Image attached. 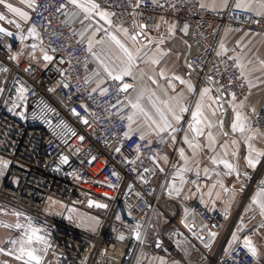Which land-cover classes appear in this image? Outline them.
<instances>
[{
	"label": "built area",
	"instance_id": "1",
	"mask_svg": "<svg viewBox=\"0 0 264 264\" xmlns=\"http://www.w3.org/2000/svg\"><path fill=\"white\" fill-rule=\"evenodd\" d=\"M94 2L100 10L114 13L110 18L112 25L105 27L112 34L127 29L129 35H136L139 22L147 25L145 30L149 34H167L170 24L182 33L187 24L188 36L197 48L190 54L188 64L201 84H215L231 98L235 93L236 99L232 100L236 103L248 101L250 85L235 60L229 59L238 56L240 47L233 45L221 55L217 52L226 31L264 36V17L235 7L215 11L201 8V0ZM31 3L28 26L31 29L35 25L41 49L54 60L45 62L43 54L41 64L20 61L18 57L28 49L32 36L25 33L21 41L0 33V69H7L0 71V88H4L0 94V159L10 162L0 181V229L12 235L10 240L24 238V228L2 220L1 216L8 214L25 228L29 223L39 228L40 235L51 245L41 253L43 264H145L152 256L163 254L185 263L180 238L186 236L199 248L195 242L197 230H184L164 210L161 183L158 185L159 162L170 157L172 167L180 143H160L148 138L141 141L139 132L132 134L131 139L125 137L130 123L127 117L134 112L128 95L135 82L128 77L122 82L114 81L100 69L99 62L88 51L94 23L85 20L81 24L84 14L68 0ZM73 11L80 12L79 18L69 19ZM86 26L90 31L82 39L80 33ZM100 36L108 38L103 31ZM99 48L96 45L93 51L99 54ZM14 55L16 60L10 58ZM27 68L31 71H25ZM96 71L98 76H94ZM99 81L103 83L97 88ZM123 83L133 84V88L122 92ZM21 84L28 89L26 105L19 102L21 107L15 111L23 112L24 118L7 110L16 101L15 89ZM65 84L68 86L64 87ZM104 88L108 91L101 94ZM73 108L79 116L73 114ZM33 113L39 118L33 119ZM247 117L251 128L264 137V108L259 113L248 110ZM84 119L87 124L82 122ZM80 136L84 137L83 142ZM138 145L139 154L135 151ZM117 148L121 152L117 153ZM63 156L68 157V163H62ZM153 156L155 161L150 159ZM92 157L96 159L92 161ZM125 158L135 163H128ZM145 168L150 171L144 172ZM263 172L264 167L257 170L251 178V188L259 185ZM141 175L147 183L139 178ZM50 199L64 205L62 215L46 211ZM90 201L108 207L98 208ZM72 210L98 218V231L77 225L73 218L69 220ZM17 212L21 213L19 217ZM118 215L120 220L116 219ZM201 219L198 232L203 234L219 233L225 223V217L219 213L202 212ZM136 224L142 225L140 241L133 231ZM120 235L125 239L120 240ZM33 246L43 247L39 243ZM222 249L223 244L214 254L206 252L207 264H264V251L253 256L243 242L225 255Z\"/></svg>",
	"mask_w": 264,
	"mask_h": 264
},
{
	"label": "crops",
	"instance_id": "2",
	"mask_svg": "<svg viewBox=\"0 0 264 264\" xmlns=\"http://www.w3.org/2000/svg\"><path fill=\"white\" fill-rule=\"evenodd\" d=\"M24 2L26 4V8L28 9V3L25 0ZM201 2L204 3L207 8L212 10L214 0H201ZM215 4L216 10H221L219 7V0H215ZM231 7H235L233 0H229L228 8ZM89 21L93 22L95 27L102 26L105 28L107 26V23L98 15H95V13H93V17ZM141 24L142 23L140 22L138 23V33L141 32L139 27ZM171 25L174 24H170L169 27ZM169 27L167 34H149L144 29V34L137 36V42L135 44L130 39L132 35L128 34L126 36L121 30H117L115 32L117 38L126 43L129 47H142L143 52H148L149 55L156 53L157 49L166 53V55L162 57L161 64L159 66L147 63V57L137 61L138 67L133 69V75L136 79L133 80L131 77H128L135 82V88L128 95L129 101L135 102L136 96L141 89L155 91L156 96L161 99H165L166 97L163 89L168 88L169 96L183 92L187 97L186 103H188L190 107V111L184 114L181 124L177 125L180 131L175 133V142L180 143L179 149L184 148L185 156L188 158V167L191 168L192 171L184 173V178L187 183L183 185V191L180 196L169 197L167 194V188L172 183L177 170L185 165V161L181 158L178 149L177 155L173 160L172 167L170 166V157H167L166 161L163 159L159 162V169H163V171L160 170L161 174L158 178V185L161 183V198L164 210L172 217H175L178 224L184 230H187L188 232L190 229L197 230L198 235L195 242L199 244V248L196 247L189 238L181 236L179 245L185 259V263L163 254L159 256H152L146 264H207L208 258L206 256V252L214 254L218 247L223 244L222 255H225L237 243H244L246 237H250L253 245L256 246L260 252H262L264 251V228H261V224H264V216L260 215L259 208L257 206L249 208L251 198L258 189V186L251 188L250 181L260 167H258L255 171L246 168L245 157L248 153V147L244 141L245 137L250 136L252 137L251 143L253 147L258 151H264V137L259 132L251 128L250 120L247 117L248 110L253 111V109H255L254 112L259 113L264 108V64L261 63V61H264V36L252 34L246 31L235 33L231 30L226 31L223 36L222 43L227 49V51L223 54L227 53L233 45H238L240 47V53L238 56L240 57V63L244 65L242 72L250 85L248 101L246 103H236L217 85L210 83L204 85L201 84L198 74L188 68V58L192 52L197 50V48L193 45L188 33H180L175 26V35H171L169 33ZM161 37H165L164 44L158 43ZM100 38L104 37L100 36L99 32L94 39L98 40ZM104 39L106 42L105 46L110 47L113 53H118V48H116L114 44L110 43L108 38ZM220 51L221 49H219V52ZM143 52L141 55H143ZM101 58L103 59V56ZM99 67L103 70L101 66ZM161 69L164 70L165 75L168 76L169 79H171L174 75L180 76L185 80L190 79L196 88V93H188L186 86L180 84L178 80H171V82L175 84V92H173L169 88L165 79L158 75ZM141 72L144 73L143 77H141ZM98 75L99 72L96 71L94 76ZM149 76H155L160 87L153 84L151 80L148 79ZM102 83V81H99L96 87L99 88ZM204 88L211 89L205 97V107L203 109L204 116L215 126L211 129H204V136L199 138L202 148L197 149L195 155H193L192 149H190L188 145L183 142V136L185 132L188 131V124L192 122L191 111L195 110L192 102L199 100V93ZM217 89H220V91H217ZM150 91L145 93V97L141 101V104L146 110L154 111L151 108V102L148 99ZM209 97H211V99H209ZM217 98L219 99V103L216 102ZM236 112L241 113V115L246 118V128L250 129V131H246L243 136L239 132H233L231 128V125L235 120ZM134 119L138 123L142 122L141 117L137 116L134 117ZM221 121L223 122L222 127L220 126ZM138 123H132V128L136 129L138 127ZM209 131L212 132L216 139V143L214 145L215 151H211L208 148L207 133ZM224 132H227L228 135H223ZM145 133L146 138L149 140L154 142L159 141V138L155 135H147V130H145ZM188 135L191 139L193 133L188 131ZM164 139L167 141L170 140L166 134ZM233 140H236L237 144L233 145ZM225 144H227L228 151L227 159H229L233 164H238L239 166V171L241 172L239 179H237L235 175L224 176L223 173L227 170L224 168L223 164L212 163L213 158H218L223 155V146ZM233 151L238 152V158L231 155ZM205 169L208 171L207 176L205 175ZM197 170L200 173L198 178L196 176ZM245 171L249 173L250 178H245L243 176ZM217 172L221 174L219 177L216 175ZM218 179H222L225 187L229 189L235 186L238 190L243 184L244 190L243 192L237 191L234 199H232L230 198L229 193L220 188L218 184L215 188H213V185L216 184ZM262 179H264V172L262 174ZM192 181H195V183H192ZM175 182L176 186L179 187L180 180L178 177ZM197 186H199V190L197 189ZM210 191L212 192L211 197L208 195ZM217 193H219L218 197ZM201 197H203V202ZM185 209L190 210L191 213L187 215V217H185ZM225 209H227V215H225ZM202 212H208L211 214L219 213L225 217V223L221 231L216 233L217 235L214 238L210 235V233L203 234L198 232L202 224ZM1 218L3 221L11 222L12 225L13 221L15 222L17 220L10 214L1 216ZM185 224L188 226L186 227ZM233 234L237 236V239L233 240ZM10 236H12L10 233L0 229V247H3L4 249L6 246L9 247L7 241L10 240ZM206 244H210L211 247H205ZM6 256L9 257V255Z\"/></svg>",
	"mask_w": 264,
	"mask_h": 264
},
{
	"label": "snow or ice",
	"instance_id": "3",
	"mask_svg": "<svg viewBox=\"0 0 264 264\" xmlns=\"http://www.w3.org/2000/svg\"><path fill=\"white\" fill-rule=\"evenodd\" d=\"M155 2V0H154ZM235 8L244 11V12H252L256 17H264V0H233ZM68 3L73 5L76 9H79L84 13L83 19H80V23L83 24L85 20H91L93 17V13L95 15H98L102 20H104L109 26L112 25V20L110 19L111 15H114V13H109L107 11L100 10V5L95 3L94 0H68ZM0 5H3L8 12L15 14L16 16L20 17L21 19L28 20L30 19V16L28 13L22 11L20 8L14 7L12 3L7 2V0H0ZM29 7H32L31 0H29L28 3ZM138 6V5H137ZM66 7V5L61 6ZM175 7V5H173ZM201 8L206 7L204 3H201ZM219 7L221 10L227 9L229 7V0H219ZM212 10H216V4L215 0L212 5ZM80 12L73 11L69 14V19L75 20L79 18ZM7 16L3 13H0V21L7 20ZM68 22L67 20L65 21ZM256 23H259V20L255 21ZM8 23H16L13 20H8ZM16 27L19 28V23H16ZM141 32L137 33V35H132L130 39L135 44L137 42V36L143 35V30L147 28L146 24L139 25ZM90 31V28L86 26L83 31L80 33L81 38L83 39L85 36V33H88ZM103 31L105 35L108 37V41L116 46L118 48V53H113L111 51L110 47H106V42L104 38L100 39H94L97 35V33ZM121 31L124 32V34L128 35L127 29H121ZM182 31L187 33L188 31V25L184 24ZM0 33H5L7 36H13L14 34L10 31H8L5 27L0 26ZM169 33L171 35H175V25H171L169 27ZM29 36H34L37 39L39 38V33L36 31L35 25L31 27L29 30ZM21 41H23L24 37H20ZM151 42V41H149ZM159 44L165 43V37H161L159 39ZM99 45V52L100 54H97V52L93 51V48ZM32 49L35 50L37 48V44L31 45ZM8 48H11V45H8ZM220 52H217V55H221L224 52L227 51L224 44H220ZM43 51V49H41ZM88 51L93 55V57L99 62V65L103 68V71L107 74L109 78H111L114 81H124L125 77H131L133 80L136 79V77L133 75V69L138 67L137 61L145 59L147 57L146 62L150 63L154 66H159L161 64L162 57L166 55V53L161 52L159 49H157L156 53H152L149 55L148 52H143L142 47H129L126 43L122 42L120 39L117 38L115 34H112L109 32L107 28L96 27L95 29H92L90 31V37L88 38ZM143 52V55L141 53ZM103 56V59L101 58ZM13 60L17 59V55H14L10 57ZM229 59H234L236 62V66L241 68L243 71L244 65L240 63V57H229ZM43 60L47 63H51L54 60L53 56H50L47 54V52L43 55ZM107 61V62H106ZM250 63V62H249ZM262 64H264V61H261ZM188 68H192L191 64H188ZM0 71H7V69H0ZM25 71H31V68L25 69ZM98 74V73H96ZM144 73L141 72V77H143ZM158 75L165 79V81L168 83L169 88L175 92V84L171 82V80H178L180 84L185 85L187 88L188 93H196V88L192 84L191 80H185L184 78L180 76H173L171 79H169L168 76L165 75V72L163 69H161L158 73ZM190 75V74H189ZM149 80L153 84H156L157 87H160L155 76H149ZM212 78L209 77V81H211ZM19 83V81H17ZM68 85L65 84L64 87H67ZM133 88V84L130 83H123L120 91L122 92H128L129 89ZM17 96L16 101L12 103V106L9 107L7 110L14 115H19L21 118H24L23 112H16L15 109L21 107V103L19 102H25L27 100V92L28 89L21 84L19 88L15 89ZM49 91H54V89H49ZM96 89H93V92H95ZM108 89L104 88L101 92V94L107 93ZM150 90L148 89H141L135 99V102L129 101L131 104L132 109H134V112L132 115L128 116L127 119L129 120V130L125 133V137L128 139H131V135L135 132H139V139L141 141H144L146 139V133L145 130H147V135H155L157 138H159L160 143H167L168 141L164 139L165 134L169 137L170 140L175 141L176 135L175 133L177 131H180V129L177 127V125L181 124V121L184 118V114L188 113L190 111V107L188 103H186L187 97L183 92L176 93L173 96L168 95V88L163 89L165 99H161L160 97L156 96L155 91H150V95L148 96L149 101L151 102V108L154 111L146 110L145 107L141 104V101L145 97V93ZM211 91L209 88H204L199 93V100L193 101L192 104L194 106V111H191V117L192 122L188 124V131L193 133L192 138H189L188 131L185 132L183 136V142L188 145L190 149H192L193 155H195L197 149H201L202 145L200 143L199 138L204 136L205 132L204 129L208 128L211 129L215 125H213L210 121L207 120V118L204 116L203 109L205 107V97L208 95V93ZM217 91H220V89H217ZM4 88H0V94H3ZM211 99V97H209ZM232 99L235 100L236 96L235 93L232 94ZM217 103H219V99L216 100ZM210 107V105H209ZM86 108V106H85ZM74 115L79 116V113L76 112V110L73 108L71 110ZM255 109H253V112ZM214 114V113H213ZM141 117L142 122H137L134 117ZM33 119L39 118L35 113H33L32 116ZM50 124V121H46ZM84 124H87L88 121L84 119L82 121ZM132 123H138V127L136 129L132 128ZM220 126H223V122H220ZM233 132H239L242 136L246 131H250V129L246 128V118L241 115V113L236 112L235 120L231 125ZM75 132H72V135H75ZM223 135L227 136L228 133L224 132ZM80 140L83 142L84 137L80 136ZM207 140H208V148L211 151H215L214 145L216 143V139L213 136L212 132L209 131L207 133ZM252 137H245V143L248 147V153L245 157L246 161V168L252 169L255 171L258 167H264V151H258L256 150L252 143H251ZM67 143V141H65ZM151 141H149V144ZM232 144H237L236 140L232 141ZM79 151V149H77ZM136 153H140V146L138 145L135 149ZM116 152H121V148H117ZM179 153L182 159L185 161V165L183 167H180L177 172L175 173V176L173 177L172 183L167 188V194L169 197H179L181 192L183 191V185L187 183V181L184 178V173L192 171L191 168L188 167V158L185 156V150L184 148L179 149ZM232 156L238 158V152L233 151L231 153ZM228 151H227V144L223 146V155L218 158H213L212 163L214 164H223L224 168L227 170L223 173L224 176H232L235 175L237 179L241 176V172L239 171L238 164H233L229 159H227ZM139 156H137V159ZM96 158L92 157V161H94ZM152 160H156V157H150ZM165 161L167 160V157L163 158ZM62 163H68V157L63 156L61 158ZM127 161V158H125ZM91 162V161H90ZM128 163H135V161H127ZM9 161L0 160V175H3V169L7 168L9 165ZM163 171V169H160ZM150 169L145 168L144 172H149ZM200 173L197 170L196 176L199 177ZM205 175H208L207 169H205ZM216 175L219 177L221 174L219 172L216 173ZM243 176L245 178H250L249 173L245 171L243 173ZM179 178L180 180V186H176V178ZM144 183H147V180L144 179L143 175L139 177ZM192 183H195V181H192ZM219 185L220 188L224 189L225 192L229 193L230 198L234 199L235 194L237 191L243 192V184L241 187L237 190L235 186L233 188L229 189L225 187L223 180L218 179L216 181V184L213 185V188L216 187V185ZM114 187V186H113ZM131 187V186H130ZM197 189L199 190V186H197ZM139 195V194H138ZM209 197L212 196V192L210 191L208 193ZM219 196V193H217V197ZM187 198V197H185ZM201 200L203 202V197H201ZM95 203L90 201V204ZM214 203V202H213ZM95 206L98 208H104L106 209L108 207L107 204L103 203H95ZM252 206H257L259 208V212L261 216H264V179H261L259 181L258 189L256 193L251 198V203L249 205V208ZM191 214L190 210L185 209V217L187 215ZM17 217L21 215V213L17 212L15 213ZM131 215V213H129ZM225 215H227V209H225ZM30 219V218H29ZM69 220L72 219L71 215L68 217ZM96 219L97 225L99 224L98 218ZM117 220H120L121 217L118 215L116 217ZM187 227L188 225L185 224ZM5 227H10V225H5ZM16 228H24V238L20 240L11 239L8 240L7 243L11 244L13 248L9 250H5L3 247H0V253H4L5 255H15V259L18 261H23V264H43V256L41 253L47 252V250L51 247L50 243L46 239L45 236L40 235V229L34 227L31 223L25 228L24 225L16 224ZM142 225L136 224L133 231L135 235V239L137 241H140L142 238L141 229ZM261 228H264V224H261ZM239 230V229H238ZM193 235H196L195 232H193ZM210 235L214 238L217 234L215 232L210 233ZM120 240L125 239L123 235L119 236ZM237 239V236L233 234V240ZM35 243L41 244L43 247L36 248L33 246ZM159 247V244H157ZM205 247L210 248V244H206ZM244 247L248 249V251L253 256H259L260 250L253 245L252 240L250 237H246L244 240ZM18 253V254H17Z\"/></svg>",
	"mask_w": 264,
	"mask_h": 264
},
{
	"label": "rangeland",
	"instance_id": "4",
	"mask_svg": "<svg viewBox=\"0 0 264 264\" xmlns=\"http://www.w3.org/2000/svg\"><path fill=\"white\" fill-rule=\"evenodd\" d=\"M7 2L12 3L14 5V7L20 8L22 11L28 13L29 15V8H26V4L24 2V0H7ZM0 13H3L4 15L7 16V20L4 21H0V26L5 27L8 31L12 32L14 35L10 36V38H16V39H20L21 36H23L25 33L29 34V26H28V20H24L21 19L20 17L16 16L13 13H10L7 11V9L3 6L0 5ZM30 16V15H29ZM8 20H13L16 23H19L20 27L17 28L16 27V23H8ZM32 41L29 44L28 49H26L21 55L20 57H18V60L20 61H28L31 63H35V64H41V56L44 54L43 51H41V46L39 44V41L37 38H33L32 36ZM33 44H37V48L35 50L32 49L31 45ZM2 160V159H0ZM3 173H4V169H3ZM3 178V175H0V181ZM95 207V206H92ZM64 210V205L60 202H57L55 200L50 199L47 203V207H46V211L49 214H53V215H62ZM100 212H103V209H98ZM71 213V214H70ZM69 213V215L72 216L73 221L77 224V225H81L84 228L92 231V232H97L99 229V224L97 225L96 223V217L93 216H89L84 214L82 211L79 210H72ZM68 215V217H69ZM11 220V219H9ZM13 221V220H12ZM7 222V221H5ZM12 224L11 222H7ZM19 223V220H16L15 222L13 221V225H16ZM11 237V236H10ZM13 247H5V250H9ZM193 250V249H192ZM18 254V253H17ZM147 263V262H146ZM145 263V264H146ZM0 264H23V261H18L15 259V257L12 256H6L5 254L0 253Z\"/></svg>",
	"mask_w": 264,
	"mask_h": 264
}]
</instances>
